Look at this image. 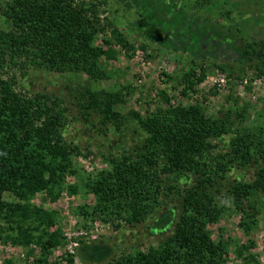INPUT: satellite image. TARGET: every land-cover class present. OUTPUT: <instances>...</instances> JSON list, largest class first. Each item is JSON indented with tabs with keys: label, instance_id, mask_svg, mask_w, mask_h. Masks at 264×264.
Segmentation results:
<instances>
[{
	"label": "trees",
	"instance_id": "trees-1",
	"mask_svg": "<svg viewBox=\"0 0 264 264\" xmlns=\"http://www.w3.org/2000/svg\"><path fill=\"white\" fill-rule=\"evenodd\" d=\"M2 11L11 28H0V235L15 245L36 244L42 256L27 264H48L47 254L66 238L54 229L56 213L35 205L34 200L42 192L56 200L65 175L75 173L63 136L67 110L56 97L19 91L17 74L33 69L102 79L106 75L102 59L117 57L113 43L125 49L130 43L112 29V39H104L109 48L96 45L105 28L95 6L79 0H9ZM252 50L264 62V41L248 46L245 53ZM206 76L203 67L187 71L182 94L196 93ZM87 97L82 106L96 108L106 122L122 118L115 110L122 102L119 94L88 90ZM134 117L144 139L132 152L112 156L110 169L87 184L96 203L80 212L118 230L122 221L128 226L145 223L175 197L180 209L173 233L157 247L117 260L108 259L109 248L102 241H86L79 248L81 260L87 264H226L230 243L214 241L208 226L217 220L220 195L240 213L245 233L257 227L254 197L264 195L263 143L256 145V134L238 132L231 150L217 151L213 140L231 132L232 115L209 117L198 104L159 108L146 117L137 113ZM258 158L262 163L254 182L228 187L232 166L256 163ZM184 176L193 179L192 185L180 181ZM6 193L15 201L6 200ZM248 249L241 246L237 253L242 256Z\"/></svg>",
	"mask_w": 264,
	"mask_h": 264
},
{
	"label": "rangeland",
	"instance_id": "rangeland-1",
	"mask_svg": "<svg viewBox=\"0 0 264 264\" xmlns=\"http://www.w3.org/2000/svg\"><path fill=\"white\" fill-rule=\"evenodd\" d=\"M8 1L0 0V28L5 30L11 28L2 11ZM79 1L95 6L105 28L98 34L96 45L108 49L104 39H112V29H118L130 48L114 42L112 48L117 57L102 59L106 75L98 80L83 73L33 69L17 74L19 91L56 97L67 110L63 136L75 173L65 175L63 190L56 200L46 192L34 200L35 205L56 213L54 229H60L66 238L47 254L48 264H87L79 255V248L86 241H102L109 248L108 259L117 260L125 254L157 247L172 235L180 209L175 197L145 223L128 226L122 221L118 230L111 223L86 218L80 212V208L96 203L87 184L101 171L110 169L112 156L132 152L144 139L135 113L146 117L159 108L196 104L213 118L230 112L232 130L213 140L217 151L231 150V141L238 132L256 134V145L262 142L264 146V62L256 51L245 53L248 46L257 47L264 41V0ZM141 54L147 55L150 66L143 67ZM243 54L247 57L244 60ZM221 66L230 68L223 70ZM200 67L206 70L205 80L196 93L183 95V75ZM142 73L146 75L143 77ZM88 90L119 94L122 102L115 110L122 118L106 122L96 108L83 107L88 101ZM261 163L258 158L256 163L232 166L228 187L235 182H254ZM180 181L193 183L189 176ZM71 187L76 193L71 192ZM5 199L15 201L9 193ZM254 199L258 224L247 234L240 226V213L227 198L218 196L220 212L208 230L214 241L230 243L226 264H264V195L256 194ZM73 241H78L79 246L71 253ZM241 246H249L242 256L237 253ZM41 256L42 250L36 244L15 245L0 235V264L33 263Z\"/></svg>",
	"mask_w": 264,
	"mask_h": 264
},
{
	"label": "built area",
	"instance_id": "built-area-1",
	"mask_svg": "<svg viewBox=\"0 0 264 264\" xmlns=\"http://www.w3.org/2000/svg\"><path fill=\"white\" fill-rule=\"evenodd\" d=\"M140 61H141V64L143 65V67H147V66H150V62L148 61L147 59V55L145 54H141V57H140ZM146 74L142 73V76L144 77ZM219 81L221 82H224L223 79H220ZM79 246V243L78 241H73L71 243V246H70V251L71 253H74V248L78 247Z\"/></svg>",
	"mask_w": 264,
	"mask_h": 264
}]
</instances>
